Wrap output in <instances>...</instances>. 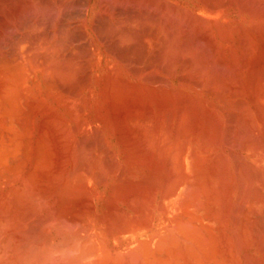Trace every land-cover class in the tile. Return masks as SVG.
<instances>
[{
	"label": "bare ground",
	"instance_id": "obj_1",
	"mask_svg": "<svg viewBox=\"0 0 264 264\" xmlns=\"http://www.w3.org/2000/svg\"><path fill=\"white\" fill-rule=\"evenodd\" d=\"M264 264V0H0V264Z\"/></svg>",
	"mask_w": 264,
	"mask_h": 264
},
{
	"label": "clouds",
	"instance_id": "obj_2",
	"mask_svg": "<svg viewBox=\"0 0 264 264\" xmlns=\"http://www.w3.org/2000/svg\"><path fill=\"white\" fill-rule=\"evenodd\" d=\"M74 254V252L56 251L53 253V264H66L67 258H70Z\"/></svg>",
	"mask_w": 264,
	"mask_h": 264
}]
</instances>
